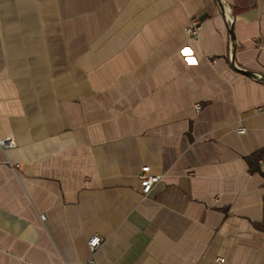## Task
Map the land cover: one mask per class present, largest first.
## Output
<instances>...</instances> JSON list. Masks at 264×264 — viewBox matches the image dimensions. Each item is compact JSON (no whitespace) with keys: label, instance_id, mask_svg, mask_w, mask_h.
<instances>
[{"label":"crops","instance_id":"0c3cea01","mask_svg":"<svg viewBox=\"0 0 264 264\" xmlns=\"http://www.w3.org/2000/svg\"><path fill=\"white\" fill-rule=\"evenodd\" d=\"M241 70L264 75V0H0V264H81L92 235L94 264H264Z\"/></svg>","mask_w":264,"mask_h":264},{"label":"built area","instance_id":"2783aa9c","mask_svg":"<svg viewBox=\"0 0 264 264\" xmlns=\"http://www.w3.org/2000/svg\"><path fill=\"white\" fill-rule=\"evenodd\" d=\"M201 29V21L198 16L194 15L190 17L189 23L186 26V32L190 37H196ZM196 109H200L201 105L196 104ZM239 133H243L244 129L239 128L238 129ZM13 141L11 139H0V145L3 147H12L13 146ZM261 163V168L264 171V162L260 161ZM137 179L140 187V191L143 195H147L150 193L152 188L157 184L159 181V175L154 174L150 171V168L148 165H144L139 169V172L137 174ZM40 218L44 220V215H40ZM101 241L100 237L97 235H92L88 239V247L91 253V256L83 263L81 264H94L93 261V253L95 250L100 246ZM220 262H223L224 259L220 258Z\"/></svg>","mask_w":264,"mask_h":264},{"label":"trees","instance_id":"16d2710c","mask_svg":"<svg viewBox=\"0 0 264 264\" xmlns=\"http://www.w3.org/2000/svg\"><path fill=\"white\" fill-rule=\"evenodd\" d=\"M230 2L232 13L236 15L239 11L249 8L254 5V0H228ZM264 157V150L257 151L246 157L249 168L252 171H259V159ZM259 229L264 231V220L256 225Z\"/></svg>","mask_w":264,"mask_h":264},{"label":"water","instance_id":"95a60500","mask_svg":"<svg viewBox=\"0 0 264 264\" xmlns=\"http://www.w3.org/2000/svg\"><path fill=\"white\" fill-rule=\"evenodd\" d=\"M230 32L232 33V29H230ZM241 72L244 73L245 75H248V76H251V77H257L261 81H264V75H256L252 71H248V70H241Z\"/></svg>","mask_w":264,"mask_h":264},{"label":"rangeland","instance_id":"374dc122","mask_svg":"<svg viewBox=\"0 0 264 264\" xmlns=\"http://www.w3.org/2000/svg\"><path fill=\"white\" fill-rule=\"evenodd\" d=\"M260 165H261V163H260Z\"/></svg>","mask_w":264,"mask_h":264}]
</instances>
